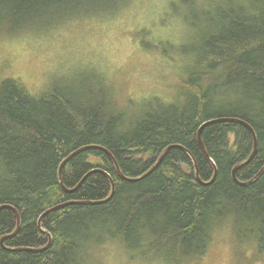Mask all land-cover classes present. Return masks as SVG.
I'll return each instance as SVG.
<instances>
[{"label":"trees","instance_id":"trees-1","mask_svg":"<svg viewBox=\"0 0 264 264\" xmlns=\"http://www.w3.org/2000/svg\"><path fill=\"white\" fill-rule=\"evenodd\" d=\"M131 1L0 0V36L110 17ZM176 1L172 9L180 13L173 16L194 32L195 42L175 52L162 49L185 62L170 104L121 107L102 77L101 83L59 80L39 94L19 79L0 82V206L20 218L8 238L17 219L12 210H0V264H90L91 253L111 243L134 261L192 264L206 256L223 225L239 245L264 254V172L247 186L231 176L253 151L251 133L231 122L205 126L201 139L213 166L197 141L204 123L239 120L253 130L257 146L236 179L249 182L264 166V0ZM168 146L178 148L139 181L122 180L99 150L75 155L62 168V186L58 179L61 163L84 147L105 149L125 178L138 179ZM183 149L202 182L214 177L211 184L197 183ZM106 175L114 183L111 199L79 204L110 196ZM69 202L78 204L43 216Z\"/></svg>","mask_w":264,"mask_h":264},{"label":"rangeland","instance_id":"rangeland-1","mask_svg":"<svg viewBox=\"0 0 264 264\" xmlns=\"http://www.w3.org/2000/svg\"><path fill=\"white\" fill-rule=\"evenodd\" d=\"M176 2L132 0L110 17L72 21L47 33L0 36V82L19 79L39 94L59 80L101 83L102 77L121 107L135 110L156 100L170 104L185 62L161 54L162 49L175 52L195 42L194 32L172 9ZM176 9L183 13L178 5ZM91 254L90 264H162L134 261L117 243ZM192 264H264V254L255 256L252 247L239 245L230 226L223 225L215 231L206 256Z\"/></svg>","mask_w":264,"mask_h":264},{"label":"water","instance_id":"water-1","mask_svg":"<svg viewBox=\"0 0 264 264\" xmlns=\"http://www.w3.org/2000/svg\"><path fill=\"white\" fill-rule=\"evenodd\" d=\"M221 122H231V123H237V124H240V125L244 126L245 128H247V129L249 130V132L251 133V135H252V138H253V151H252L251 155L249 156V158H248L247 160H245V161L242 162L241 164L237 165V166L232 170V174H231L233 181H234L237 185H239V186H247V185H250V184H252L256 179H258V178L262 175V173L264 172V166H263V168L257 173V175H256L252 180H250L249 182L242 183V182H239V181L236 179V172H237L239 169H241L242 167H244L245 165H247V164L253 159V157H254V155H255V152H256V146H257V143H256V137H255V134H254L253 130H252V129H251L246 123L241 122V121H239V120H235V119H217V120H212V121H208V122L204 123V124L199 128V130H198V132H197V141H198V143H199V146H200V148H201V151H202V153H203L205 159H206V160H207V161L213 166L214 164H213L212 160L209 158V156H208V154H207V151H206V149H205V147H204V145H203V142H202V139H201V132H202V129H203L205 126L210 125V124H213V123H221ZM173 148H178V147H177V146H168L167 148H165V150L161 153V155L159 156V158H158V160L155 162V164H154V165H153V166H152V167H151V168H150V169H149V170H148L143 176H141V177L138 178V179H128V178H125V177L122 175V173L120 172V169H119V167H118L116 161L114 160V158L110 155V153H109L108 151H106L105 149L100 148V147H84V148H81V149H79L78 151L72 153L71 155H69V156H68V157H67V158L61 163V165H60V167H59V170H58V179H59V182H60V184H61V186H62V180H61V171H62V168H63V166H64L69 160H71L75 155H77V154H79V153H81V152L89 151V150H99V151H102L103 153H105V154L110 158V160L112 161V163H113V165H114V167H115V169H116L117 175H118L122 180H125V181H139V180L145 178L146 176H148L150 173H152V172H153V171H154V170L160 165V163L162 162V160L164 159V157L166 156V154H167L171 149H173ZM183 150H184V149H183ZM184 151H185V152L189 155V157L191 158V161H192V163H193V167H194V177H195V180L197 181V183L200 184V185H202V186H207V185L211 184V183L214 181V177H213V179H212L210 182H208V183H204V182H202V181L200 180V177H199L198 168H197V164H196V161H195L194 157H193L188 151H186V150H184ZM101 173H102V172H101ZM215 173H216V171H215ZM106 176H107V175H106ZM107 177L109 178V176H107ZM109 180H110V182H111L112 192H111L110 196H109L106 200H104V201H100V202H84V203H79V204H83V205H99V204H103V203H105V202H108V201L111 199V197H112V195H113V193H114V183H113V181L111 180V178H109ZM80 185H81V183H80L76 188H74V189H72V190H66V192H67V193H73L74 191H76V190L78 189V187H79ZM71 204H78V203H76V202H69V203H66V204H62V205L56 206V207H54V208L49 209L47 212H45V213L43 214V216L46 215V214H49V213H51V212H53V211H55V210H57V209H60V208H62V207H64V206L71 205ZM5 208H6V209H10V210H12L13 213L15 214V216H16V219H17V229L15 230V232H14L12 235H10V236L8 237V238H12L13 236L16 235V233H17L18 230H19V226H20V218H19V215H18V213H17V211H16L15 209H13V208H11V207H9V206H0V210L5 209ZM43 216H41V217L39 218L38 226H40V221H41V218H42ZM3 241H4V239L1 240V245H3ZM47 247H48V246H47ZM47 247H45V248H43V249H39V250L24 249V250H19V251L41 252V251H43L44 249H46Z\"/></svg>","mask_w":264,"mask_h":264}]
</instances>
